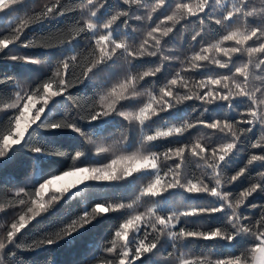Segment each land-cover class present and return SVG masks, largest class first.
I'll return each mask as SVG.
<instances>
[{
	"label": "snow or ice",
	"instance_id": "6c2138e0",
	"mask_svg": "<svg viewBox=\"0 0 264 264\" xmlns=\"http://www.w3.org/2000/svg\"><path fill=\"white\" fill-rule=\"evenodd\" d=\"M5 59L39 76H0V173L21 157L32 173L0 182V264L115 213L95 264H264V0H0Z\"/></svg>",
	"mask_w": 264,
	"mask_h": 264
},
{
	"label": "trees",
	"instance_id": "16d2710c",
	"mask_svg": "<svg viewBox=\"0 0 264 264\" xmlns=\"http://www.w3.org/2000/svg\"><path fill=\"white\" fill-rule=\"evenodd\" d=\"M38 4H42L45 0H37ZM75 15V14H73ZM133 26H137L139 22L133 21ZM35 31V30H33ZM138 31H143V29L138 28ZM19 52L26 53L28 55H35L38 59L49 61L51 60L53 63L55 59L58 57H52L51 53L57 51L56 49L48 50L47 54H45V50L42 49H32V50H24L19 49ZM182 54H187L186 49H181ZM150 63H146L144 67H151ZM29 68H35L37 66L28 65ZM47 71L46 68L43 69ZM31 75V79L29 76ZM0 76H10L17 80L22 85H27L28 83H32L39 76L38 73H27L24 68L21 67L19 62H13L10 60H0ZM99 91L98 88L90 87L86 90V93H82L85 98L94 97L95 93ZM2 115V114H0ZM195 131V130H194ZM120 129L118 127H113L108 130L106 135L112 137L119 136ZM258 134L254 129L253 134ZM61 148L60 150L64 153L68 154L65 157L56 158V163L58 166L62 168H66L70 163V159L68 158L70 155L74 153V150H80L77 145V141L72 139L71 134L67 137L60 138ZM166 143V142H161ZM161 150V149H155ZM26 162V157H21V162L17 165L10 166L5 169L2 173H0V182L3 183L2 186L11 191V189L15 187L22 186L32 175L31 170L26 169L24 167V163ZM246 186L243 182H237V184L233 185L234 190H240L242 187ZM123 197V192L119 194ZM130 198V197H129ZM257 203H261L260 198H256ZM177 203L179 204V198H177ZM146 204H143L142 207H146ZM142 210V208H141ZM72 212L74 215L78 214L82 211V206L74 203L69 209H61L55 216L49 214L48 218L45 220L44 224L41 225V228L36 230L35 232L30 233L27 237H25L26 241H30L32 238L42 234L45 230H51L56 227L62 218L63 213ZM248 212L255 213L258 212V209H248ZM119 213L109 214L112 219H104L100 221V226L98 228H94L87 233L84 237H81L75 243L71 245H67L64 247H56L52 246L48 248L46 251L41 252H18L19 259L21 264L23 262H27V264H95L93 257L98 255L99 248L105 245L106 239L110 238L109 230L118 225L119 220L115 219V217L119 216ZM12 210H9V215L4 216V214H0V217L4 219H11ZM211 222V221H210ZM91 227V226H89ZM91 242V243H90ZM242 250V249H241ZM229 249H221L220 255H228ZM158 264H163L162 258L158 260Z\"/></svg>",
	"mask_w": 264,
	"mask_h": 264
}]
</instances>
